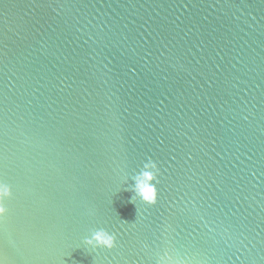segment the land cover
<instances>
[{
	"label": "water",
	"instance_id": "water-1",
	"mask_svg": "<svg viewBox=\"0 0 264 264\" xmlns=\"http://www.w3.org/2000/svg\"><path fill=\"white\" fill-rule=\"evenodd\" d=\"M0 185V264H264V0H0Z\"/></svg>",
	"mask_w": 264,
	"mask_h": 264
},
{
	"label": "clouds",
	"instance_id": "clouds-1",
	"mask_svg": "<svg viewBox=\"0 0 264 264\" xmlns=\"http://www.w3.org/2000/svg\"><path fill=\"white\" fill-rule=\"evenodd\" d=\"M159 172L157 165L149 160L143 165L142 170L139 174L133 177L134 188L132 192L135 193L132 201L138 199L142 204L153 207L157 203V189L154 186L159 183L157 179ZM11 189L8 185H0V217L7 215V208L4 206V201L11 199ZM115 235L109 234L107 231L100 229L93 231L90 234V238L83 241L87 248L96 250L103 249L111 251L116 246Z\"/></svg>",
	"mask_w": 264,
	"mask_h": 264
}]
</instances>
